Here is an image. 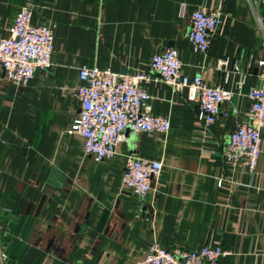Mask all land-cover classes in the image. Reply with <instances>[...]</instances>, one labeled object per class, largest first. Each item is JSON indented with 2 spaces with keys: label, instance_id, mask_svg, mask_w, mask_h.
<instances>
[{
  "label": "crops",
  "instance_id": "obj_1",
  "mask_svg": "<svg viewBox=\"0 0 264 264\" xmlns=\"http://www.w3.org/2000/svg\"><path fill=\"white\" fill-rule=\"evenodd\" d=\"M22 6L33 26L52 28L54 53L27 87L0 68V264H136L153 242L221 247L220 264H264V136L254 172L224 157L236 124L249 121L248 93L264 87V0H0V39ZM202 7L222 14L206 54L187 36ZM171 47L190 79L234 92L222 114L205 127L186 92L153 80L142 84L151 112L171 130H128L113 159L86 156L71 131L80 70L149 73ZM130 155L163 164L146 198L122 182Z\"/></svg>",
  "mask_w": 264,
  "mask_h": 264
},
{
  "label": "built area",
  "instance_id": "obj_2",
  "mask_svg": "<svg viewBox=\"0 0 264 264\" xmlns=\"http://www.w3.org/2000/svg\"><path fill=\"white\" fill-rule=\"evenodd\" d=\"M221 16L219 10L209 11L205 7L192 14L187 36L196 52L206 54L209 51L211 38L220 27ZM31 21V9L22 6L7 35L0 39V68L21 88L30 84L38 70L51 68L54 53L52 28L36 27ZM260 65L264 77V61ZM235 69L240 71V64ZM80 78L83 83L77 90L80 112L71 131L83 137L85 155L95 162L113 159L116 147L128 130L136 134H167L171 130L169 117L152 114V96L142 84L162 81L177 92H186L188 101L198 105V120L205 127L217 120L222 114V106L231 102L234 95L222 86L207 84L200 75L192 79L186 76L174 47L151 58L149 73H116L110 69L84 66ZM244 79L242 76L240 84ZM248 97L252 102L249 121L236 124L224 157L232 167L243 165L254 172L263 146L264 87L252 88ZM162 169L160 161L130 155L122 182L135 196L146 198L153 182L160 178ZM218 184L221 186L222 181ZM227 254L221 247L165 249L153 242L145 259L136 264H220L221 258Z\"/></svg>",
  "mask_w": 264,
  "mask_h": 264
}]
</instances>
